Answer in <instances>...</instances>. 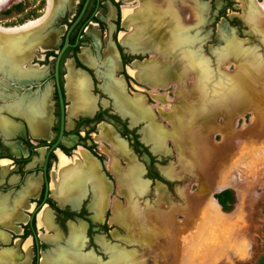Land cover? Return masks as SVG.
Returning a JSON list of instances; mask_svg holds the SVG:
<instances>
[{
    "label": "rangeland",
    "instance_id": "1",
    "mask_svg": "<svg viewBox=\"0 0 264 264\" xmlns=\"http://www.w3.org/2000/svg\"><path fill=\"white\" fill-rule=\"evenodd\" d=\"M80 1L77 0L75 3V12L78 10ZM199 1L207 3L208 9L204 15L205 21L201 32L198 36L194 33L191 35L194 36L193 38L202 39L194 44L192 52L199 58L207 60L206 64L210 68V73L220 71L224 77L234 81L236 77L234 75L236 71H240L241 67L236 68L234 60L229 58L218 64L215 54L228 45L231 40L229 34H231L233 39L240 43L241 48L252 49L255 55L264 56V18L262 15L256 16L257 27H254L251 21L260 13L257 3H260L264 9V0H249L245 8L241 7L239 0ZM0 2V26L2 27H15L35 19L43 14L46 6V0H2ZM194 3L195 1L186 5L185 13L191 23L190 27L196 26L201 21L199 8L194 13L196 7ZM117 4L119 7V2ZM98 6L102 12L107 13L106 6L101 4ZM200 6V9L205 7L204 4ZM110 8H108V14ZM99 14L103 15L101 12ZM72 17L68 20L70 21ZM89 20L96 23L98 34L103 35L108 32L107 20L91 18ZM69 21H67L66 13L54 15L45 28L63 25L65 29ZM111 22L114 23V21ZM117 28L122 30L119 26ZM220 32L226 37L223 40H221ZM114 35L113 31L111 33L113 41H115ZM59 38L61 41L62 36ZM78 40L80 42L77 45L89 47L92 50L91 42L84 35ZM108 44L111 45L106 41L102 51L103 56ZM50 52L52 54H49ZM53 52H45L42 60L33 59V57L29 59L30 64L48 66L45 80L49 81L52 80ZM71 52L74 51H68L64 58L71 57ZM97 52L100 51L97 50ZM119 52L124 61L121 58L122 70L115 73L122 76L127 96H138L141 99L150 119L131 123L132 115H121L115 108L112 98L98 89L101 84V77H99L100 79L94 80V88L92 87L91 92L98 101L106 103L102 108L98 105L100 112L103 111L102 116L99 117L101 122L96 124L97 126L74 125L73 129L68 130L67 133L74 136V144L78 146L67 147L69 150L63 152L65 156L67 155L66 157L72 158L76 148L80 147L87 149L91 156L100 161V169L108 185L107 200L104 202L106 208L102 220L97 222L92 219L94 213L90 209L92 194L89 190L85 192L75 209H70L69 206L59 208L48 196L54 207L68 214L57 212L48 202L42 204L41 209L39 208L33 216V223L37 226L35 228L36 246L28 225L30 211L25 212L27 219L19 225L20 232H11L9 228L0 226V233L8 234L6 242L0 241V259H4L5 254H15L16 258L13 262L6 264H20L24 260V247L27 246L30 250L28 264H35L36 251L38 264H53L51 253L57 251L59 247L68 248V241L71 240L69 229L73 226L77 227L81 222L85 225L84 233L77 244L80 247L76 246L74 249L77 250L75 253L79 257L81 255L93 259L97 264H107L113 259L111 255L118 250H123L125 253L127 264H264V70L258 71V76L255 74L251 85L253 95L259 96L258 104H255L254 98L249 97V94L237 100L228 98L220 105L214 100H207L198 106L205 107L207 113V122L203 124L204 127L200 128L199 125L203 126L202 123L195 121L194 130L192 134L186 136V141L181 139L177 142L176 132L173 133V137L169 134L166 138V150L160 153L153 150V141L151 143L144 139V129L150 122L153 124L158 122L165 129L176 128L178 103L188 101L196 86L194 73L190 68H185L181 81L169 78L162 85L140 83L131 74L125 73L124 65L128 67L136 61L149 65L152 60L173 62L172 58L175 57L170 56L172 51L169 50L166 54L169 55L168 57L160 56L156 59L151 58L152 53H145L147 56H130L120 50ZM81 54L82 52L79 57ZM174 54L180 56L179 51ZM255 55L254 60L257 62ZM179 56L176 57L178 61ZM204 68V64L200 63L193 71L201 72ZM17 73L25 76L21 72ZM244 74V77L248 79L250 75L248 70ZM120 76L111 79H120ZM103 82L104 80H102V86ZM39 83V85L36 84L37 86H32L31 90L42 88L43 82L40 80ZM8 84H10L8 81L0 78V97L14 92L11 90L14 87ZM21 89L15 92L20 93L24 90ZM49 97L52 110L51 125L55 126L57 106L54 93L51 92ZM112 103L121 116L112 108ZM2 112L1 114L19 120L15 115L5 113V110ZM100 124L112 129L116 140L131 153L133 164H129L126 151L122 159L118 157L116 151L112 155L114 142L102 139L98 129ZM50 129L54 133L52 126ZM10 130L7 134L11 132ZM204 134L209 139L208 150L210 151L206 159H203V148L196 147L197 141L200 140L199 144L202 142ZM91 136L94 140L96 139L97 144ZM199 136H201L200 139ZM41 141L30 138L27 134L23 137L10 135L6 139L0 136V198H8L5 200L8 203L7 207L13 203L12 199L17 192L22 193L27 175H32L40 183L42 182L40 166L45 149L42 152L40 150L43 147L37 149ZM14 142L25 147L27 153L22 155L20 146L17 148V154L11 152L10 143ZM29 145L32 146L30 152ZM71 148H74L72 154ZM55 156L50 154L48 158L50 181L51 173L58 162ZM112 156L116 158L114 159L115 172L111 169L112 164L108 166ZM3 162H8L5 167H2ZM164 170L175 171L177 177L166 178ZM118 173L123 176L122 182L116 177ZM134 173H136L137 182L130 179ZM131 188H134L135 192L130 197ZM162 196L164 197L160 200ZM184 196L190 197L188 204ZM207 198L215 200L220 208L219 215H211L207 209ZM27 200L31 201L34 208L39 203V196L33 199L27 198ZM114 203L120 207L118 215L121 212L130 215L128 225H118L119 217L114 219L115 222L111 221V208ZM44 208L50 214V228L47 230L37 224V217ZM140 210L143 215L139 213ZM185 212L189 213L188 217ZM168 221L172 227L170 231H168L170 229ZM54 231L57 233H55L57 239L54 237Z\"/></svg>",
    "mask_w": 264,
    "mask_h": 264
},
{
    "label": "bare ground",
    "instance_id": "2",
    "mask_svg": "<svg viewBox=\"0 0 264 264\" xmlns=\"http://www.w3.org/2000/svg\"><path fill=\"white\" fill-rule=\"evenodd\" d=\"M2 1V0H0ZM5 1V0H4ZM77 0H46V6H45V12L42 17L35 18L32 20H28L23 25H19L16 27H2L0 26V61L4 58L5 54H9V51H13V48L16 49H24L31 45H37L38 43H44L46 39L50 38L49 36H56V31L51 34H45V38L43 36L34 35L32 36L33 32L35 30L43 28L48 22H50L56 11L52 12V8H60V12L62 11V8L67 4L69 8H73L75 2ZM255 1V0H253ZM239 2L242 4L241 7L245 8L249 0H239ZM193 3V1H192ZM1 4V2H0ZM195 4V3H194ZM260 13L258 15H255V17L251 20L254 27H257V18L256 16L262 15L264 18V9L261 7L260 3H257L256 5ZM201 7V6H200ZM198 10L197 4L194 10V13ZM59 12V11H58ZM126 14V13H125ZM174 14L172 12V15L170 16L165 15V13L162 15L161 18V24H162V32L163 35H171V37H148V46L149 45H158L159 54H161L162 57H168L169 55H166L169 50L172 51L170 53L173 62L171 60H166L165 62L163 60H152L149 65L146 66V71L143 73V70L140 68L141 64H137L138 68H136L135 72H132L134 77L139 80L141 83L149 82V83H156V85H162L163 82L169 78L176 79L177 81L182 80V73L185 71V68H190L191 71L194 73V78L196 80V86L193 89L192 94L189 96L188 101H181L178 103L179 108L177 110V119L175 122L176 128L173 127H167L165 129L162 125H159L158 122H155V124L151 123L149 126L145 127L144 129V139L146 141H153V150L155 152L164 153L166 150V138H168L169 134L170 137L174 136L173 133L176 132L175 138L177 142H180L181 139H184L186 141V136L192 134V130H194V122L200 121L203 124L207 122V113L205 111V107L200 106L201 104H204L207 100H214L218 105L222 104L227 100L228 98H233L235 100L241 99L244 97V95L249 94L248 96L251 98H254L255 104L259 103V96L258 94L253 95L252 91V82L255 74H257L258 71H263L264 67L262 65L264 64V56H258V54H254V51L248 50L246 48H241L240 43L237 42L235 39H233L232 35L231 40L229 41L228 45L222 49V51L217 52L215 54L216 62L219 64L225 59H233V63L235 64L236 68L241 67L240 71H236V76L232 81V79H228V77H224L221 72L216 73H210V68L208 64H206L207 60H204V58H199L197 54H194L192 52V48L194 44L198 43V41H201L202 39L194 36L184 35L182 32L178 33V30L175 28L174 25ZM175 19V18H174ZM246 20V19H245ZM186 31V30H185ZM224 32V31H223ZM228 32V31H226ZM230 33V32H228ZM222 35V36H221ZM228 35V34H227ZM22 36H31L29 39L20 38L16 40L17 38ZM221 40H223L225 35L220 32ZM226 40V39H225ZM151 47V46H150ZM54 49V48H53ZM56 49V48H55ZM54 49V50H55ZM176 51L180 52V56L176 55ZM109 54V53H108ZM107 54V55H108ZM254 55L257 57V62L254 60ZM179 56V61L176 59V57ZM191 64V66H189ZM204 64L205 68L200 72L198 70L193 71L194 68H197L198 64ZM106 66L108 68H115V60L113 56L110 54L108 55V58L105 62ZM144 64L142 63L141 66ZM208 66V68H207ZM221 68V67H220ZM250 73L248 76V79L244 77V72ZM0 73L2 76L9 77L10 75L15 79L17 83L22 82H28L33 80V78H30L28 76H21L17 73L16 70L14 72L11 71L10 67L7 66V63L0 64ZM137 74V75H136ZM259 74H257L258 76ZM0 75L1 80H3V77ZM103 88V86H102ZM111 92L113 93V97L115 99V103L119 107V109L122 111V115H128L131 116V123H135L139 120L143 119H150L147 113L146 108L142 105L141 99L137 97H128L123 92L120 85L113 84L109 88ZM104 90V89H103ZM245 92V93H244ZM247 92V93H246ZM241 94V96H240ZM16 102V101H15ZM17 103H12L11 105H8L7 109L11 110V112H15L14 109H16L18 106L21 107V111H24L26 115L27 108L30 106L29 102L23 104L21 100ZM45 104V106H43ZM47 102L44 100L39 108L35 107L37 112H40L41 115H45L43 112L44 107L46 108ZM124 111V112H123ZM29 113V112H28ZM1 116V115H0ZM185 117V118H184ZM47 123V118L44 116L43 118L36 119V129L37 132H41L43 127H45ZM12 123L10 121H4L0 120V128L2 130H7L9 127L11 128ZM200 128L204 127L199 125ZM178 128V129H177ZM51 132V131H50ZM206 133V132H204ZM200 134V133H198ZM196 134V135H198ZM101 136L105 137L108 140H111L114 142V147L111 151L112 155H114V152L118 154V157L122 159L124 153L127 152V159L129 161V164H133L132 162V156L129 151H126L125 146L121 144L120 141L116 140L114 137V134L110 132V130L102 129ZM110 137V138H109ZM199 139L201 136L198 137ZM174 139V138H172ZM202 142L199 144V141L196 143V147L203 148V159H206L208 157V154H210V151L208 150L209 147V139L204 134V138L201 139ZM59 149L54 150L57 151ZM152 150V151H153ZM126 151V152H125ZM113 159V160H112ZM116 159L114 156L110 157V165L112 166L111 169L115 172V164ZM112 160V162H111ZM81 161L83 162V165L78 167L77 170L72 171L71 168H65L62 167V176L68 181L66 184H61V182H58L57 184H52V195L55 197L56 201L60 206H63L64 204H71V206H76L79 198L84 193L85 186L89 185L92 191V204L90 205V209L93 211V221H101L103 217V213L105 212V206L104 202L107 200V193H108V185L105 183V181L100 178L98 175H96V165L93 162V160H90L89 157H87L84 154H81ZM136 168V167H135ZM136 171V170H135ZM77 173L78 181L77 184L74 185L76 182L73 180V182H70L71 175ZM164 174L166 175V178H173L174 176L177 177L176 172L172 170H164ZM163 174V175H164ZM136 173L132 175L130 178L132 181L137 182V179L135 178ZM138 176V175H137ZM116 177L119 179V181H123V176L118 173ZM86 179H90V182H86ZM125 182V181H124ZM123 182V183H124ZM120 185V183H118ZM50 185V183H49ZM74 185V186H73ZM30 192L32 194L35 193V186L34 184L31 185ZM139 190H137L138 192ZM144 191V190H142ZM134 188H131L129 196H132V193H134ZM109 195V194H108ZM164 196L160 197L159 199H163ZM185 198V196H184ZM186 203L188 204L190 202V197L186 196L184 199ZM4 201V203H3ZM207 209L213 216L219 215L221 212L219 211V206L215 202V200H212L210 198H207ZM8 203L5 200L0 199V226H4L5 228H13L15 222H17L20 218L18 217V205L17 200H14L13 203L10 206H6ZM21 206H24V203H21ZM119 205L113 204V207L111 208V221L115 222L114 219H118L119 217V223L118 225H128L129 223V217L130 215L128 213L121 212L119 213ZM136 208V207H134ZM169 208V207H168ZM171 210V208H170ZM174 210H177V208H174ZM139 213H142L141 210ZM186 217L189 216V213L185 212ZM44 222L47 224L48 222V216L46 214H43L39 218V222ZM173 223V222H172ZM168 231L171 230L172 227L170 221H168ZM134 231V230H133ZM137 231V230H136ZM84 233V226L82 224L78 225L77 227H71L70 228V239L68 248L61 249L56 255L53 256V264H97L93 259H90L88 257H83L80 255H77L74 250L75 247L78 244V241L81 239L82 235ZM173 236V235H172ZM3 235L0 233V240H2ZM170 240V238L168 239ZM173 240V239H172ZM171 240V241H172ZM81 244V243H79ZM79 246V245H78ZM77 246V247H78ZM80 247V246H79ZM30 250L27 246L24 247V256H23V262L20 264H28L29 258H30ZM112 254V251H110ZM112 260L108 262L107 264H127L128 261L125 257V253H123V250L116 251L115 254H112ZM117 256V258H116ZM16 258L15 254H5L4 259H0V264H6L7 262L12 263L13 260Z\"/></svg>",
    "mask_w": 264,
    "mask_h": 264
},
{
    "label": "crops",
    "instance_id": "3",
    "mask_svg": "<svg viewBox=\"0 0 264 264\" xmlns=\"http://www.w3.org/2000/svg\"><path fill=\"white\" fill-rule=\"evenodd\" d=\"M192 1L193 2L195 1V3L197 4V7L199 8V13H200L199 15L201 16L200 23H198L196 26L193 25L194 27H190L191 23L185 13L187 9L186 5L192 4ZM118 2H119V7L117 4ZM96 3L97 5L94 8L92 16L96 19L107 20L108 21L107 22L108 32L103 35L98 34L96 23L89 20L87 24L81 30L78 39L81 38L82 35H84L85 38H88L89 41L91 42V47L93 51L89 47L77 45V49L73 53L71 52V57L63 58L61 62V72H62L61 89H62L63 100H64V130L65 131L73 129L77 119L82 118V117H88V118L92 117L95 111L98 109V105L102 108L103 105L106 104L104 101L103 102L98 101V99L92 94L91 92L92 90L91 82L92 81H91L90 74L85 69L76 66L75 58L77 59V61H79L80 64L85 66L87 69L91 70L92 75L95 79L97 78L100 79L99 77H101V84H102V80H104L103 88H102V85L100 84L98 86V89L105 94L107 93L106 95H109L112 98L115 108L122 115V111L119 109V107L115 103L113 93L109 89L111 85L113 84L120 85L123 92L126 94L125 86H124L125 83H124L122 76L118 75V73H115V72L122 70V66H123L121 64V54L118 49L120 48L121 52H124L125 54L130 55V56H147V54L145 53H152L151 58L156 59L157 57L161 56V54H159V51L161 49L158 47V45L148 46L149 42L147 38L148 37H171V35L169 34L164 36L162 32L161 18L164 13L165 15L170 16V14L172 15V12H173L175 19L173 17L172 18L174 21L175 28L178 30V33L182 32L184 35L187 34L189 36L193 35L194 33L195 35L198 36L199 32H201L202 26L204 25V21H205L204 15L207 13V9H208L207 3L201 2L199 0H107L105 2L96 0ZM115 3L117 5H115ZM98 4L106 6L107 13L102 12L99 9ZM203 4L205 5V7L200 9L199 6ZM109 7L111 8L108 14ZM54 11L57 12L55 15H64L66 13L67 21H69L68 19H70V17H72L75 13V4L73 8H69V6L66 4L62 8L61 12H60V8H55V9L52 8V12ZM44 12H45V9L43 11V14ZM100 12L103 13V15L99 14ZM43 14L37 18L42 17ZM111 21H114V23ZM118 26L121 27L122 30H119V28H117ZM46 29H48V27H46ZM54 30L56 31V36H53V37L49 36L50 38L43 41L44 43H38L37 45H31L24 49L13 48V51H9V54L7 55L5 54L2 61H0V64L7 63V66L10 67L12 72L16 70L17 72L23 73L25 76L33 78V80L31 81L19 83L20 85L21 84L22 85L18 88L14 87L16 91L20 88L24 90L20 93H16V92L10 93L9 98L6 99L7 101L5 100L0 105V115H1L0 120L10 121L12 123L11 130H10V127L7 130H2L0 128V136L3 139L10 137V135L11 137L15 135L23 137L25 134H27V136L35 140L39 139V140H44V141H48L50 138L53 137V133L50 129V127L52 126L51 125L52 110H51V98L49 96H50V93L53 92L54 90H53L52 80L50 81L45 80L47 78L48 66H43L39 64L37 65L35 63L30 64L29 59L33 57V59L35 58L37 60H42L45 57V52L54 51V49L57 48V46L60 43L59 37L62 36V33H63L62 31L65 29L63 25L54 27V29L51 30V34L54 32ZM113 31L115 32V35H114L115 41H113L112 36H111V33ZM99 36H102V37L99 38ZM106 41L110 42L112 46L110 44L107 45V48L103 52L104 54L103 56L102 51H103ZM78 42L80 41L78 40ZM97 50H99L100 52H97ZM81 52L82 54L79 57V54ZM107 54L108 55L111 54L113 56L115 60V64H116L115 68H108L106 66L105 62L108 58ZM142 63L136 61L132 63L131 66L126 67V65H124L123 69L125 70V73H129L134 77L132 72H135L136 68H138L137 64L142 65ZM143 64H144L143 66L140 65V68L143 70V73H145L147 65L145 62ZM34 71H40V72L38 73ZM73 71H79V72L75 73ZM119 76L122 79L121 78L111 79L112 77L116 78ZM135 79L139 81L137 78ZM40 80L41 82H43L42 83L43 85H41L42 88L39 87L37 89L31 90L32 86H37L36 84L38 85L40 84L39 83ZM21 100L22 102H24L23 104L27 103V101L29 102L30 106L26 110L28 115H26L24 111H21L20 109L22 108L21 107L18 108V106H16L17 107L16 109H14L15 112H11V110H8L7 108H5V107H8V105H11L13 102L17 103L18 101H20V104H22ZM44 100L47 102V106L46 108L44 107V110H43L45 115H41L40 112L36 111L35 107L42 110L40 105ZM113 103L111 104L112 107H114ZM43 106H45V104ZM1 110L2 111L5 110L6 111L5 113H7L8 115L9 114L11 116L15 115L16 117L19 118V120L12 119L11 117H8L6 114H1L3 113ZM37 116L38 118H43L44 116L47 118V123L45 127L42 128L43 130L41 132H37L38 130L36 129ZM104 128L107 130H110V132L114 134L111 128H107L103 124H100L98 126L99 135L101 134V131ZM9 130L11 132L7 134ZM102 139L104 141H109L105 137H103ZM95 140L93 139L94 143H96ZM74 143H75L74 136L69 135V134L64 136L61 141V144L65 147H70L74 145ZM10 145H11L10 146L11 152L17 154L18 153L17 148L20 146V144L18 142H14V143H10ZM76 146L78 145H75V147ZM41 147L43 146H40L37 149ZM43 149L44 147L40 151L42 152ZM73 149L71 150V154H72ZM20 150L23 153L22 155H25V153H27L25 147L20 146ZM60 151H61L60 149L55 151V154L53 152V154L57 156L58 162L56 164L55 170H53L51 173V181H50V169L48 171L49 176H48V195L47 196H49V198L52 199L59 208H62L63 206H69L70 209H75L77 205H79V202L81 201V199L84 197L85 192L89 190L92 194L93 190L91 191L90 186L86 185L84 193L81 196V198H79L76 206L73 207L71 206V204L69 205L64 204L63 206H60L58 202L56 201L55 197L52 195L51 188H52L53 183L57 184L58 182H61V184L63 185V184H66V182H68L62 176L61 173L63 170H61V168L62 167L71 168L72 171L77 170L78 167L83 165V162L81 161V154H84L87 157H89L90 160H93V162L95 163L96 175H98L104 181L106 177L101 172L100 161L98 159H95L93 156H91V154L87 150L82 149L80 147L76 148L72 158L66 157L67 155L65 156V154L62 151L61 152ZM7 163L8 162H3L2 167H5ZM105 168H106V164H105ZM25 178H26L24 182L25 187L23 188L22 193L17 192L15 194L16 195L15 198L12 199V201L17 200V203H19L17 209L19 212L18 217L20 219L17 222H15V224L13 225L14 226L13 228L9 229L11 232H16V233L20 232L21 227L19 225L23 224L27 219V216H26L27 214L25 212L31 211L30 209L32 208V205H33L32 203H30L31 201L27 200V198H32V199L37 198L41 190L42 182L40 183V181L37 180V178L33 177L32 175H27V177ZM73 180H75L76 183L74 185H76L78 181L77 173L71 175L70 182H73ZM49 181H50V186H49ZM85 181L89 183L90 179H86ZM32 184H34L35 186L34 190L36 189L34 194L30 192L32 188L31 187ZM50 193H51V196H50ZM0 199L8 200V198L6 197H1ZM21 203L22 204L24 203V206H21ZM42 206L43 205H41V207ZM43 214H46L48 216L47 224L44 223L43 221L41 223L39 222V218L43 216ZM37 224L38 226L43 227L46 230L47 228H50V214H49V211L46 210V208H44L39 213L37 217ZM80 224H82V226L85 227L83 223L80 222ZM73 227H76V226H73ZM55 233L56 231H54V237L55 239H57V235H56L57 233L56 234ZM2 235H3V238L0 241L6 242L8 239V234L2 233ZM69 244L70 243L68 241V245ZM61 249H63V247H59L57 251L51 253L52 257L55 254H57Z\"/></svg>",
    "mask_w": 264,
    "mask_h": 264
},
{
    "label": "water",
    "instance_id": "4",
    "mask_svg": "<svg viewBox=\"0 0 264 264\" xmlns=\"http://www.w3.org/2000/svg\"><path fill=\"white\" fill-rule=\"evenodd\" d=\"M90 0H82L80 7L78 8V10L74 13L72 19L69 21L68 25L65 27V30L62 34V39L59 43V45L57 46L56 50H54V56H53V60H52V71H51V76H52V83H53V88L55 90V94H56V101H57V108H58V116H57V132L55 135V138L52 142L49 143V145L45 146V151L43 153L42 156V164H41V176H42V182H43V198L42 200L34 207L31 209V211L28 214V225L31 231V236L33 239V243L36 246L37 245V238H36V232H35V228L36 225L35 223H33V216L35 215V212H37V210H39V208L41 207L42 204L45 203L44 199L48 194V176H49V172H48V176H47V161H48V156L49 153H53L55 149H59L57 146L59 143H61L63 136H64V100H63V94H62V90H61V85H60V81H59V74H58V70H59V64L61 61V57L65 51V49L67 47H71L76 45L78 38H76L75 42L73 44L69 43V34L72 32V30L79 24V27L77 29V35L80 34L81 30L83 29V27L87 24V22L89 21V18L92 16V14L84 19V13L87 9V6L89 5ZM49 23V22H48ZM54 27H51L50 29H46L45 26L41 29L35 30L32 34V36H34L35 34L38 35L40 33L39 36H43V38H45V34H50L51 30H53ZM29 36H20L19 38H17L16 40L20 39V38H24V39H29ZM77 37V36H76ZM79 37V36H78ZM1 74V73H0ZM3 77V81H8L13 87H20L21 85L19 83H17L15 81V79L10 75L9 77ZM12 87V88H13ZM14 92L16 91V89H11ZM1 98H3L4 100H2ZM9 98V95L7 94H3L0 97V101L1 103L4 102L6 99ZM7 108V107H5ZM114 108V107H112ZM115 110V109H114ZM116 111V110H115ZM117 112V111H116ZM121 116V115H119ZM101 122L98 121L97 124ZM37 251H36V258H35V264H38L37 262Z\"/></svg>",
    "mask_w": 264,
    "mask_h": 264
},
{
    "label": "flooded vegetation",
    "instance_id": "5",
    "mask_svg": "<svg viewBox=\"0 0 264 264\" xmlns=\"http://www.w3.org/2000/svg\"><path fill=\"white\" fill-rule=\"evenodd\" d=\"M90 3V2H89ZM93 13V12H92ZM91 13V14H92ZM84 16H85V13H84ZM83 16V19L82 20H84V19H86V18H88V17H84ZM81 23H79L73 30H72V32H74V33H72L71 32V34H74V36H75V40H76V38H78V36L79 35H77V29H78V27H79V25H80ZM77 36V37H76ZM75 42V41H74ZM77 43H78V40H77ZM77 43H76V45H77ZM72 47V46H71ZM70 50H72V49H70ZM69 50V51H70ZM73 51V50H72ZM68 52V51H67ZM66 52V53H67ZM66 53L64 54V55H62V57H61V61H60V64H59V70H58V74H59V72H60V75H59V81H60V85L62 84V79H61V74H62V72H61V62H62V60H63V58H64V56L66 55ZM79 62V61H78ZM76 64V63H75ZM82 65V64H81ZM83 66V65H82ZM80 68H82V67H80ZM83 69H85L89 74H90V77H91V83H92V87L94 88V80H95V78L93 77V75H92V72H91V70L90 69H87L85 66H83ZM51 71H52V66H51ZM51 79H52V76H51ZM53 84V83H52ZM53 90H54V88H53ZM62 90V89H61ZM53 93H54V98H55V101H56V94H55V90L53 91ZM56 106H57V101H56ZM102 110V109H101ZM103 112V111H102ZM102 112H100V109L98 108L96 111H95V113L93 114V116L92 117H90V118H88V117H82V118H79V119H77V122L78 121H80L81 119H89L90 121H81V122H79L78 124H77V122H75V126H78L79 124H90L89 126H93V125H96L97 124V122L98 121H100V120H97L96 118L98 117V116H102L101 114H102ZM55 114H56V116H58V108H57V111L55 112ZM56 121H57V119H56ZM57 123V122H56ZM57 126H58V123H57ZM54 125H52V130H53V137L52 138H50L48 141H44V140H42V141H44L46 144H44V145H39L38 147H40V146H43L44 147V149H45V146H47V145H49V143L50 142H52L53 140H54V138H55V135H56V132L57 131H55L54 129ZM69 133H67V131H64V136H66V135H68ZM84 135V134H83ZM63 136V137H64ZM80 137H82V136H80ZM78 138V137H77ZM79 139V138H78ZM79 141H81V139L79 140ZM41 143V142H40ZM76 144H74V145H72V146H75ZM59 146H63L61 143H59L58 144V148H59ZM63 147H65V146H63ZM65 148H67V147H65ZM31 149H32V146L30 145V147L28 146V150L29 151H31ZM60 149V148H59ZM61 150V149H60ZM71 150H72V148H71ZM87 150V149H86ZM62 151V150H61ZM63 152V151H62ZM50 154H53L52 152L51 153H49V155ZM48 158H49V156H48ZM24 161V160H23ZM42 164V163H41ZM40 171H41V166H40ZM48 171H49V166H48V161H47V176H48ZM41 178H42V176H41ZM42 188H43V182H42V185H41V190H42ZM41 190H40V192H41ZM48 195V194H47ZM39 196H40V193H39ZM42 198H43V195H42ZM42 198L40 199V200H42ZM46 198H48V196H46L45 197V199ZM45 199H44V201H45Z\"/></svg>",
    "mask_w": 264,
    "mask_h": 264
},
{
    "label": "trees",
    "instance_id": "6",
    "mask_svg": "<svg viewBox=\"0 0 264 264\" xmlns=\"http://www.w3.org/2000/svg\"><path fill=\"white\" fill-rule=\"evenodd\" d=\"M81 2H82V0L80 1L78 8L80 7ZM96 5H97L96 0H90V3H89V5L87 6V9H86V11H85V16H84L85 18H86V17H89V16L91 15V13L94 11V8L96 7ZM115 5H117V4L115 3ZM90 18L96 20L93 16H91ZM72 33H74V32H72ZM74 41H75V36H74V34H71V33H70V34H69V43L73 44ZM76 48H77V45H74V46H72V47H67V48L65 49V51H64V54H65L67 51H69L70 49H72L73 51H75ZM119 50H120V48H119ZM49 54H52V52H50ZM64 54H63V55H64ZM121 58H122V55H121ZM122 60L124 61V58H122ZM75 63H76L77 66L83 68V66L77 61L76 58H75ZM59 75H60V72H59ZM99 117H100V116H98L96 119H97V120H100ZM81 121H90V120H89V119H81L80 121L77 122V124H78L79 122H81ZM53 129H54L55 131H57V123H56V125L54 126ZM44 144H46V143H45L44 141H41V145H44ZM29 147H30V145H29ZM59 148H60L63 152H67V151L69 150V148H65V147H63V146H59ZM29 152H30V151H29ZM49 156H50V155H49ZM23 160H25V158H24ZM42 195H43V188H42V190H41V192H40L39 202L41 201L40 199L42 198ZM45 202H48V204H49L51 207H53L57 212H60V213H63V214H68V212H66V211H64V210H61V209H59V208H57V207H54V206H53V203L50 201L49 198H46V199H45Z\"/></svg>",
    "mask_w": 264,
    "mask_h": 264
}]
</instances>
